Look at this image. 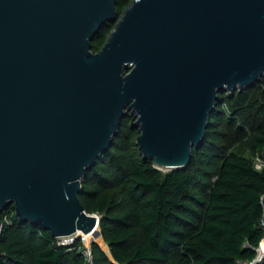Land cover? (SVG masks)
<instances>
[{
	"label": "water",
	"instance_id": "obj_1",
	"mask_svg": "<svg viewBox=\"0 0 264 264\" xmlns=\"http://www.w3.org/2000/svg\"><path fill=\"white\" fill-rule=\"evenodd\" d=\"M263 76L264 0H0V236L10 205L56 239L91 234L82 183L126 117L144 160L184 170L219 94Z\"/></svg>",
	"mask_w": 264,
	"mask_h": 264
},
{
	"label": "trees",
	"instance_id": "obj_2",
	"mask_svg": "<svg viewBox=\"0 0 264 264\" xmlns=\"http://www.w3.org/2000/svg\"><path fill=\"white\" fill-rule=\"evenodd\" d=\"M133 1L117 0L120 16ZM115 26L98 33L94 53ZM128 118L79 194L87 213L101 216L112 255L94 244L93 264H264L257 262L264 239V168L258 171L234 150L247 143L264 159V76L252 87L219 94L203 144L193 148L184 170L163 173L139 148L121 146L118 140L140 136ZM209 157L216 163L212 170L201 165ZM1 220L0 264H91L79 239L59 246L49 231L21 222L13 205Z\"/></svg>",
	"mask_w": 264,
	"mask_h": 264
},
{
	"label": "rangeland",
	"instance_id": "obj_3",
	"mask_svg": "<svg viewBox=\"0 0 264 264\" xmlns=\"http://www.w3.org/2000/svg\"><path fill=\"white\" fill-rule=\"evenodd\" d=\"M126 120H129L131 122V125H132V118L129 117ZM130 122H128V123L130 124ZM118 143H120L121 146H124L126 149H128L131 152H136V151L138 152L137 138L129 139V140H126V141H122V139H120V140H118ZM234 150L239 156H242V157H245L246 159L251 160L253 162L255 168L258 171H262L263 170V168H264V159L262 158V152L253 153L247 143H243V144L238 145ZM215 164L216 163H215L214 158H211V157H209V159L205 158L204 161L201 163V165H205V168L207 170L214 169L215 168ZM163 173H165V172H163ZM96 215L101 218L100 215H98V214H96ZM94 233L92 235H90V236L81 235L78 238L81 241L84 250H91L92 251V248H93V245H94L93 242H95L96 245H98L105 253L106 252L108 253L109 252V247L105 243L104 239L102 238L101 228H100V232H98V235H97V233L96 234H94ZM262 257L259 260V262L264 260V254H263Z\"/></svg>",
	"mask_w": 264,
	"mask_h": 264
},
{
	"label": "built area",
	"instance_id": "obj_4",
	"mask_svg": "<svg viewBox=\"0 0 264 264\" xmlns=\"http://www.w3.org/2000/svg\"><path fill=\"white\" fill-rule=\"evenodd\" d=\"M80 236L81 235H79V234H74V235H71V236H68V237H61V238L57 239V243L61 247H70V246H73L76 243V241L78 240V238ZM263 252H261V249H260V256L261 255L263 256ZM82 254L85 256L87 261H89L91 264H93L94 258H93V253H92L91 250H83ZM260 256H259L257 262H259V260L261 259Z\"/></svg>",
	"mask_w": 264,
	"mask_h": 264
},
{
	"label": "bare ground",
	"instance_id": "obj_5",
	"mask_svg": "<svg viewBox=\"0 0 264 264\" xmlns=\"http://www.w3.org/2000/svg\"><path fill=\"white\" fill-rule=\"evenodd\" d=\"M95 232V233H94ZM94 232H92L91 234H89V235H84V236H90V235H92L93 233L94 234H96L97 233V235H98V232H100V228L98 227ZM263 252V251H262ZM263 254H264V252H263Z\"/></svg>",
	"mask_w": 264,
	"mask_h": 264
}]
</instances>
